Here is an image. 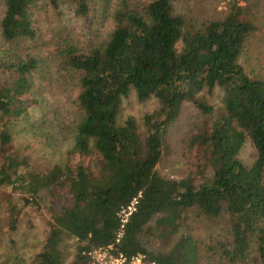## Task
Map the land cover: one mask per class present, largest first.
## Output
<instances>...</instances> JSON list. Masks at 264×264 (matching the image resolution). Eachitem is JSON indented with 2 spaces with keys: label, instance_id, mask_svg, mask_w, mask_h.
<instances>
[{
  "label": "trees",
  "instance_id": "16d2710c",
  "mask_svg": "<svg viewBox=\"0 0 264 264\" xmlns=\"http://www.w3.org/2000/svg\"><path fill=\"white\" fill-rule=\"evenodd\" d=\"M62 1L81 16L91 2ZM2 4L0 186L18 194H4L0 222L9 230L18 222L33 227L39 204L46 203L47 210L40 246L24 264H63L62 244L70 237L69 264H90L82 250L98 246L126 256L142 252L158 264H264V79L240 62L254 23L237 1L230 0L219 17L190 28L172 12L171 0H139L138 6L133 0H114L105 36L84 45L73 38L53 42L46 57L56 78L71 82L75 111L67 126L66 157L40 171L21 169L11 128L38 104L33 73L39 62L42 68L47 63L2 43L33 38L35 0ZM214 89L218 104L209 101ZM131 92L140 101H156L140 120L119 118L121 101ZM186 100L203 115L188 138L201 166L196 173L164 175L156 165L168 127ZM246 142L253 155L244 162L238 153ZM133 197L135 207L118 235L117 212ZM189 210L220 219V235L204 238L180 231ZM147 236L161 247L150 248Z\"/></svg>",
  "mask_w": 264,
  "mask_h": 264
},
{
  "label": "rangeland",
  "instance_id": "374dc122",
  "mask_svg": "<svg viewBox=\"0 0 264 264\" xmlns=\"http://www.w3.org/2000/svg\"><path fill=\"white\" fill-rule=\"evenodd\" d=\"M229 1L171 0V5L172 12L182 15L186 26L197 28L204 20L219 17ZM113 4L114 0H108L106 3L102 0H91L86 15L81 16L74 15L66 1L56 0L54 4L50 0H35L32 16L36 33L33 38L19 39L13 43H10V40L2 42L5 47L15 44L21 53L29 52L47 63L42 68L44 63L39 62L40 68L33 73L35 78L33 90L37 93L38 104L29 109L26 117L15 121L11 128L15 132L12 134V144L19 154L21 163L23 162L21 169L27 167L33 171L43 170L51 162L66 157L65 150L70 144V131L67 126L73 122L74 89H71V82L57 79L52 72L53 66L46 56L49 50H53V42L60 38H73L84 45L102 38L111 27ZM133 4L138 6L139 0H133ZM241 6L244 16L253 21L254 29L252 34L246 37L239 59L245 71L264 79V0H243ZM2 9L3 4L0 0V16ZM175 45L179 48L180 40L176 41ZM219 95V91L214 89L209 101L218 104ZM155 107L156 101L153 97L140 101L131 92L121 101L119 118L133 115L140 120L143 113ZM201 119L203 115L193 101L182 102L178 117L168 127L167 145L163 148L161 159L156 165L160 173L174 177L183 176L190 171L196 173L202 159L195 154L197 147L188 146V138L197 129ZM55 123L61 126L58 131L52 125ZM46 134H50L49 140L44 139ZM238 155L242 161H249L253 155L251 145L246 142ZM77 158L76 154L72 155L69 161L72 163ZM9 190L13 196H17L18 192L13 188L1 185L0 202L6 203L4 194ZM48 199L49 197L47 201ZM44 204H39V212L34 214L33 227L25 228L23 222H18L16 229L9 230L4 220L0 222V264H24L38 249L42 237L43 218L47 216ZM2 208L0 207L1 217ZM26 215L27 213H23L22 216ZM216 219L209 220L189 210L180 231L204 238L209 234L220 235L221 220ZM147 239L150 248L161 247L156 238L147 236ZM62 245L63 264H69L74 252L73 238H66ZM207 264L217 262L208 261Z\"/></svg>",
  "mask_w": 264,
  "mask_h": 264
},
{
  "label": "built area",
  "instance_id": "2783aa9c",
  "mask_svg": "<svg viewBox=\"0 0 264 264\" xmlns=\"http://www.w3.org/2000/svg\"><path fill=\"white\" fill-rule=\"evenodd\" d=\"M241 5L243 0H235ZM136 199L133 197L128 204L121 207L117 212L120 220V228L118 230V235L122 230V223L126 220L127 215L135 207ZM82 253L86 254L90 264H158L153 259H148V257L142 252H136L126 256L122 253H112L110 246L106 247H92L88 249H83Z\"/></svg>",
  "mask_w": 264,
  "mask_h": 264
}]
</instances>
